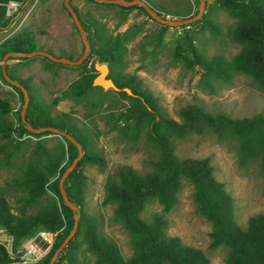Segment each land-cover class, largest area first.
I'll list each match as a JSON object with an SVG mask.
<instances>
[{
    "label": "trees",
    "instance_id": "16d2710c",
    "mask_svg": "<svg viewBox=\"0 0 264 264\" xmlns=\"http://www.w3.org/2000/svg\"><path fill=\"white\" fill-rule=\"evenodd\" d=\"M10 0H0V31L7 30L14 19L7 18L6 4ZM93 4L114 9L118 21L116 29L125 25L133 11L144 14L154 20L145 8L138 5L126 7L121 4ZM134 1V0H127ZM162 18L171 16L172 20H181L189 16L188 11L163 1L143 0ZM199 1V0H197ZM80 22L88 36L91 56L96 62L107 64L108 78L123 89L114 91L118 102L124 104L119 112H111L108 118L114 122V129L121 140L136 142L146 138L159 150L157 160L152 163V170L139 173L128 165H117L108 176L105 185L104 205L114 211V220L127 230L133 254L126 259L119 246L103 235L86 210L85 192L87 178L78 167L68 176L65 182L67 195L78 209L72 210L62 197L60 180L64 172L79 156V148L64 135L53 131L34 133V129L54 128L69 134L82 147L84 156L82 164L99 168L106 166L103 155L93 149L90 133L82 132L71 115L61 113L54 115V109L62 101L84 102L89 106L86 118L92 117L108 101L109 93L103 88L94 86L97 75L84 74L79 80L61 91L51 103L36 98V91L29 79L17 78L13 66L7 65L10 77L19 81L28 91L30 103L23 121L21 113H14L10 101L0 99V136L9 138L10 151L8 162L16 159L26 148L28 155L21 162L8 189H0V229L13 238V248H18L36 237L41 232L54 236L50 251L38 262L30 264H51L55 252L70 235L76 223L79 226L74 237H81L87 250L95 257L94 264H211L205 253L183 243L177 236L168 235L166 215L178 203V193L182 180L186 178L193 185L195 203L201 214L213 224L211 248L226 247L228 257L226 264H264V214L251 217L247 227L243 228L235 218L234 200L224 185L214 175V168L209 159H180L175 152L174 140L189 134H201L212 130L219 141H235L238 144V165L248 169L259 164L264 177V117L255 115L250 118L234 119L223 113H210L200 104H187L180 112V121L164 114L160 101L147 88L136 74L127 73L129 45L143 32L145 22L134 23L126 31H110L105 23L92 15H83L77 8ZM223 11L234 20V25L227 33L229 40L240 47L232 59L224 55L206 58L196 46L195 37L186 30L181 39L176 41L173 60L182 67L195 70L200 74L202 88L216 93V84H230L238 76H246L264 89V0H206V10L202 18L190 24L207 31L212 37L222 35V26L214 18L215 13ZM195 13L192 17L196 16ZM155 22H157L155 20ZM158 23L156 31L146 35L141 43L145 49L152 47L154 53L163 45L169 25ZM185 29L186 26H182ZM35 35L24 39H15L3 44L0 58L9 53H32L38 50L33 42ZM47 52L59 58L72 59L71 56H58L54 51ZM20 61L33 58L19 57ZM48 70L60 68L63 63H56L42 57ZM97 71L93 65L90 72ZM1 81L13 87L23 98L18 87L9 84L3 76L0 66ZM124 89H128L130 93ZM112 90V89H111ZM126 102V103H124ZM108 110H111L108 109ZM12 114L15 121L7 118ZM48 135L61 136L59 145L49 147L41 138ZM34 138L35 146L29 147L26 138ZM8 191L19 193L16 202L12 203L6 196ZM157 202L163 209L145 219L146 207ZM71 240L64 252L61 262L76 264L75 253L79 244ZM60 262V263H61ZM0 264H23L18 258L9 254L0 244ZM59 264V263H56Z\"/></svg>",
    "mask_w": 264,
    "mask_h": 264
},
{
    "label": "rangeland",
    "instance_id": "374dc122",
    "mask_svg": "<svg viewBox=\"0 0 264 264\" xmlns=\"http://www.w3.org/2000/svg\"><path fill=\"white\" fill-rule=\"evenodd\" d=\"M65 1L40 0L31 12L25 9L7 30L0 31V48L9 41L35 35L33 42L38 47L37 51L52 50L58 56L68 55L73 60H78L84 53L83 37L65 7ZM154 1L158 3L163 1L172 8L178 7L180 11H188L189 16L186 18L199 12L200 3L197 0ZM70 3L81 14L96 17L105 23L110 31L116 33L126 31L134 23H146L143 32L129 45L126 72L141 78L143 86L158 98L164 114L169 118L180 121L179 112L187 104H200L210 113H223L234 119L250 118L255 115L264 117V89L258 87L251 78L238 76L230 84H216V93H210L202 88L200 74H195V70L182 67L173 60L176 41L181 39L186 30L195 37L196 46L206 58L224 55L232 59L239 53L240 47L233 44L227 36L229 29L234 25V20L227 13L218 11L214 15L222 26L221 36L212 37L209 32L189 25L185 29H182V26L172 27L164 37L162 47L154 53L152 47L145 49L141 43L146 35L158 28V21L155 18L151 20L144 14L133 11L127 23L116 29L118 21L114 9L87 0H70ZM167 19L172 20V17L167 16ZM42 57L44 56L37 55L30 61H20L16 57L8 58L7 65L13 66L12 71L17 78L29 79L36 91V98L45 103H51L61 95V91L84 74H99L98 71L90 72L93 65L99 63L91 56V51L81 65L63 63L64 66L53 71L45 67ZM2 64L3 59L0 58V66ZM105 91L109 93L108 101L90 118L85 117L90 109L84 102L65 100L55 107L53 112L54 115L61 113L71 115L82 132L90 133L94 143L93 149L106 159L104 168L89 164L81 165L82 159L76 168L81 169L87 178L85 202L88 214L95 220L99 231L117 244L123 256L129 259L133 254L129 234L123 225L115 222L113 208L104 205L106 181L117 165L132 166L141 174L151 171L159 150L146 138L136 142H125L120 139L114 129L113 120L108 116L111 112L121 111L124 104L118 102L119 97L114 94V90ZM0 99L10 101L14 107L13 112L22 114L25 106L24 96L22 98L20 93L4 84L1 79ZM110 108L111 110H108ZM7 118L15 121L12 114ZM60 137L48 135L41 140L46 141L49 147H55L59 145ZM26 139L27 146L31 148L35 146L36 139L28 137ZM9 142V138L0 136V189L10 187L17 169L28 155L27 149L23 148L16 159L8 162ZM174 144L175 152L180 159L210 160L216 179L224 185L234 200L235 218L243 228L247 227L251 217L264 214V177L260 172V166L256 163L248 169L239 167L237 142H221L212 130H206L201 134L176 138ZM18 195L19 193L12 191L6 193L12 203L16 202ZM162 211L157 202H152L146 207L143 217L147 219ZM166 218L169 236L180 237L185 245L202 250L211 264H226L228 249L211 248L213 224L199 211L195 203L193 185L186 178L182 180L178 203ZM74 241L79 244L75 253L76 264H94L95 257L87 250L82 238L76 237ZM65 255L64 251L60 253L54 264H68V260L61 262Z\"/></svg>",
    "mask_w": 264,
    "mask_h": 264
},
{
    "label": "water",
    "instance_id": "95a60500",
    "mask_svg": "<svg viewBox=\"0 0 264 264\" xmlns=\"http://www.w3.org/2000/svg\"><path fill=\"white\" fill-rule=\"evenodd\" d=\"M98 3H108V4H121L123 6L126 7H130V6H134V5H138L140 7H143L146 9V11L152 15L153 18H155L159 23H163L166 25H169L171 27H181V26H187L190 25L192 23H195L197 21H199L206 9V0H199V12L196 16L194 17H189V18H184L181 20H170V19H164L162 17H160L155 11L154 9L145 1L143 0H134V1H127V0H95ZM65 7L68 9V11L70 12V14L72 15L75 24L79 30V32L82 34L83 37V42H84V53L83 55L78 59V60H71L68 58H59L54 56L53 54L47 52V51H34L32 53H9L7 54L4 59H3V64L2 66V73L4 78L6 79V81L15 86L18 87L19 89H21V91L24 94V101H25V106H24V110L22 112V119L23 121L26 120V112L30 103V96L29 93L27 91V89L19 82L16 81L14 79H12L8 73L7 70V61L8 58H13L16 56L19 57H29L32 58L34 56L37 55H41L44 57L49 58L50 60L56 62V63H65V64H70L73 66H78L81 65L84 60H86L90 54L91 51V46L90 43L88 42V36L87 33L84 30L83 25L80 22L79 16L77 14V12L74 10L73 6L70 3V0H66L65 1ZM95 69L99 72V74L97 75V77L94 79V86H98L103 88L104 90H114V91H122L123 89L118 88L115 83L112 81V79L108 78L109 75V69H108V65L107 64H100V63H96L95 64ZM126 91H128L130 93V91L128 89H124ZM30 131L34 132V133H41V132H45V131H53L54 133H57L58 135H64L66 136L68 139H70L74 144H76L79 148V156L78 158L71 164V166L64 172L63 176L61 177L60 180V191L62 194V197L64 199V202L66 203V205H68L72 210L77 211V207L75 205L72 204V202L70 201L67 192L65 190V182L68 178V176L70 175V173L76 168L78 162L82 159L83 157V150L82 147L76 142V140L71 137L69 134H65L62 131L58 130V129H54V128H41V129H34L32 127H29ZM79 218L80 216L77 215L76 218V223L74 225L73 230L71 231L70 235L66 238V240L64 241V243L62 244V246L55 252L51 264H54L56 262V259L58 258L59 254L62 253L65 248L67 247V245L69 244V242L71 240L74 239L77 230H78V226H79ZM35 242L39 245L42 246L44 250H47L50 247L49 243H45L44 239L41 235H39L37 237V239L35 240Z\"/></svg>",
    "mask_w": 264,
    "mask_h": 264
},
{
    "label": "built area",
    "instance_id": "2783aa9c",
    "mask_svg": "<svg viewBox=\"0 0 264 264\" xmlns=\"http://www.w3.org/2000/svg\"><path fill=\"white\" fill-rule=\"evenodd\" d=\"M40 0H10L6 6L7 18L15 19L23 13L25 9L27 12H31ZM13 21V22H14ZM41 235L45 243H49L50 247L44 250L42 246H39L35 240ZM54 243V236L45 232H41L36 237L27 240L23 243L15 254H13V238L6 234V231L0 229V244L4 245L10 255L18 258L23 264L36 263L40 261L46 253L50 251Z\"/></svg>",
    "mask_w": 264,
    "mask_h": 264
}]
</instances>
